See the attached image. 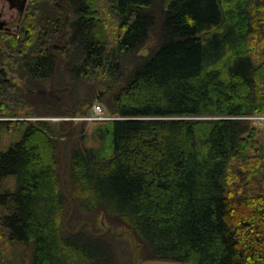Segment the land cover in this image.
Segmentation results:
<instances>
[{"label":"trees","instance_id":"1","mask_svg":"<svg viewBox=\"0 0 264 264\" xmlns=\"http://www.w3.org/2000/svg\"><path fill=\"white\" fill-rule=\"evenodd\" d=\"M102 220L139 262L264 264V0H33L0 31V264H135Z\"/></svg>","mask_w":264,"mask_h":264},{"label":"water","instance_id":"2","mask_svg":"<svg viewBox=\"0 0 264 264\" xmlns=\"http://www.w3.org/2000/svg\"><path fill=\"white\" fill-rule=\"evenodd\" d=\"M10 6V9H15L18 11L19 17H18V23L15 26V31H20L21 28V22L24 18L26 9H27V5L29 3V0H7ZM1 17V14H0ZM0 31H11V28L8 26L6 21H3L2 19H0ZM69 131H67L66 133H63L61 135H59V139H61L62 135L67 134ZM62 162L64 163V151L62 148ZM64 170H65V166H64ZM62 178H63V191H65V182H64V172L62 173ZM71 204H72V209L70 212L69 217L65 220V227L68 229V222L70 221L73 213H74V204L71 200ZM103 222V227L105 228V231L102 234H106L107 232H109L110 230L113 231L115 234L117 235H123V234H128L131 238V243L132 246L135 250V264H190V263H185V262H179V261H173V260H160V259H148L145 260L143 262H139V246L136 244V240L134 235L131 233V231L126 230L125 228L123 229H117L114 226H110L107 225L105 223L104 220H102ZM83 224L78 228L77 232L80 231V229L82 228ZM91 230H93L92 226H91ZM100 234V235H102Z\"/></svg>","mask_w":264,"mask_h":264},{"label":"rangeland","instance_id":"3","mask_svg":"<svg viewBox=\"0 0 264 264\" xmlns=\"http://www.w3.org/2000/svg\"><path fill=\"white\" fill-rule=\"evenodd\" d=\"M0 14H1L0 19L7 21L9 26H11V29H13L15 25L18 23V17H19L18 11L15 9L14 10L10 9V6L7 0H0ZM95 105H101L105 109L106 114L109 116L108 111L103 103L96 102ZM92 111L93 110H91V114H92ZM91 124L93 123L90 122V125ZM34 252H35L34 243L15 246V250H12L13 263L14 264H34ZM10 254H11V251H10Z\"/></svg>","mask_w":264,"mask_h":264},{"label":"built area","instance_id":"4","mask_svg":"<svg viewBox=\"0 0 264 264\" xmlns=\"http://www.w3.org/2000/svg\"><path fill=\"white\" fill-rule=\"evenodd\" d=\"M82 120L89 122L104 121L110 119L105 109L101 105H94L92 114L87 117H81Z\"/></svg>","mask_w":264,"mask_h":264},{"label":"bare ground","instance_id":"5","mask_svg":"<svg viewBox=\"0 0 264 264\" xmlns=\"http://www.w3.org/2000/svg\"><path fill=\"white\" fill-rule=\"evenodd\" d=\"M50 120H54V121H57V120H65V121H73V120H82L81 117H66V118H52Z\"/></svg>","mask_w":264,"mask_h":264},{"label":"flooded vegetation","instance_id":"6","mask_svg":"<svg viewBox=\"0 0 264 264\" xmlns=\"http://www.w3.org/2000/svg\"><path fill=\"white\" fill-rule=\"evenodd\" d=\"M14 10V9H13Z\"/></svg>","mask_w":264,"mask_h":264}]
</instances>
